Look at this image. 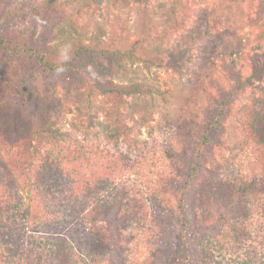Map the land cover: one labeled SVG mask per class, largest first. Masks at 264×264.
Here are the masks:
<instances>
[{
    "label": "rangeland",
    "instance_id": "374dc122",
    "mask_svg": "<svg viewBox=\"0 0 264 264\" xmlns=\"http://www.w3.org/2000/svg\"><path fill=\"white\" fill-rule=\"evenodd\" d=\"M0 36V264H264V0H0Z\"/></svg>",
    "mask_w": 264,
    "mask_h": 264
},
{
    "label": "trees",
    "instance_id": "16d2710c",
    "mask_svg": "<svg viewBox=\"0 0 264 264\" xmlns=\"http://www.w3.org/2000/svg\"><path fill=\"white\" fill-rule=\"evenodd\" d=\"M6 43L4 41V38L2 36H0V47H5ZM40 59V57H39ZM42 59V58H41ZM44 65L46 67H48V69H52V70H56V68H49L50 64H48L46 61H44ZM264 77V68H259V66H254V68H252V72L249 74V76L247 78H242L241 75H239L236 78V87H235V94L233 95V97L236 96V91L238 89H241L242 86H249L253 83V81H261ZM237 81H239L238 85H237ZM100 91L102 93H105L107 91L109 92H116V93H124V94H134V93H138L140 94L143 90L140 87V85H133V86H116V87H111V88H107V89H100ZM41 118H38L36 121H40ZM220 117H218L217 119L214 120L213 124L215 125H219L221 123L220 121ZM39 125H37L39 128L43 129V132L50 134L51 136H58L61 135V133L57 130V128H55L54 126L50 125L49 123H46L44 121H40L38 123ZM35 133H37L35 131ZM261 137L264 138V130L261 131ZM38 137H42V134H37ZM26 138V137H25ZM33 138H28L26 146L29 147L31 146V140ZM204 139H207V136L204 137ZM262 166H264V162L262 164ZM263 169V175H264V167ZM193 173L196 174V169L194 168ZM262 175V176H263ZM261 185V180L260 179H256L255 177L248 179V181L243 180L241 181L238 186H237V192L239 193H248V192H253L256 191L258 189V187ZM66 242V241H65ZM55 251H53L54 253ZM71 249L69 248V245L65 244V246H59V251L56 252V256L59 259V262L57 264H69L68 262V257L70 255ZM42 264V263H41Z\"/></svg>",
    "mask_w": 264,
    "mask_h": 264
},
{
    "label": "clouds",
    "instance_id": "9594fccd",
    "mask_svg": "<svg viewBox=\"0 0 264 264\" xmlns=\"http://www.w3.org/2000/svg\"><path fill=\"white\" fill-rule=\"evenodd\" d=\"M61 55H62L65 59L67 58L65 52H62ZM60 70H62V69H60Z\"/></svg>",
    "mask_w": 264,
    "mask_h": 264
}]
</instances>
